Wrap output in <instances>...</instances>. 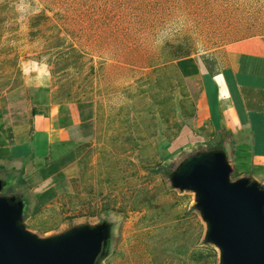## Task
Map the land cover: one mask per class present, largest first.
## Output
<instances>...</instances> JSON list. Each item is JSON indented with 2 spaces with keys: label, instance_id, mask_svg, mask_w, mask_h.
<instances>
[{
  "label": "rangeland",
  "instance_id": "1",
  "mask_svg": "<svg viewBox=\"0 0 264 264\" xmlns=\"http://www.w3.org/2000/svg\"><path fill=\"white\" fill-rule=\"evenodd\" d=\"M248 38L264 42V0H0V100L27 112L41 85L53 103L91 112L72 172L25 227L42 236L106 219L99 264H216L192 194L165 173L173 156L215 144L189 145L203 122L174 62L221 65ZM12 177L1 193L29 197Z\"/></svg>",
  "mask_w": 264,
  "mask_h": 264
},
{
  "label": "crops",
  "instance_id": "2",
  "mask_svg": "<svg viewBox=\"0 0 264 264\" xmlns=\"http://www.w3.org/2000/svg\"><path fill=\"white\" fill-rule=\"evenodd\" d=\"M174 65L191 83L196 121L203 122L196 132L190 128L188 134L198 141L190 140L189 145L213 138L221 147L223 141L232 173L264 184V42L248 38L235 44L221 65L198 55L179 57ZM28 91L27 112H21V103L7 105L0 100V171L23 179L22 186L37 198L53 190L44 205L57 195L64 175L72 172L75 146L84 134L80 129L90 118H79L78 112L85 111L76 103L74 112L70 106L53 103L41 85Z\"/></svg>",
  "mask_w": 264,
  "mask_h": 264
},
{
  "label": "water",
  "instance_id": "3",
  "mask_svg": "<svg viewBox=\"0 0 264 264\" xmlns=\"http://www.w3.org/2000/svg\"><path fill=\"white\" fill-rule=\"evenodd\" d=\"M221 145L173 156L169 186L192 194V208L204 227L201 241L216 249V264H264V184L249 175L231 178L233 168ZM1 187L0 177V264H99L108 254L110 221L76 223L39 236L23 222L33 196H5Z\"/></svg>",
  "mask_w": 264,
  "mask_h": 264
},
{
  "label": "trees",
  "instance_id": "4",
  "mask_svg": "<svg viewBox=\"0 0 264 264\" xmlns=\"http://www.w3.org/2000/svg\"><path fill=\"white\" fill-rule=\"evenodd\" d=\"M78 104V103H77ZM78 106H79V104H78ZM81 106V105H80ZM78 115H79V118L80 119H89L90 118V116H91V112L89 111V109L88 110H86L85 111V114H84V112L82 113L81 111H79L78 112ZM215 145V144H214ZM213 145V147L212 146H209L207 149L208 150H212V151H214V150H220L221 149V147L220 146H214ZM165 146V145H164ZM171 151V150H170ZM168 155H172L173 153L171 152V153H167ZM55 167H56V165L55 166H53V169H49L48 170V172H52V171H54V169H55ZM166 175H168V170H166ZM43 176V175H42ZM17 182L19 183V184H21V185H23L24 184V181H23V179H21V178H19L18 180H17ZM6 184H5V182H2V187L1 188H3V186H5ZM3 189H1V191H2ZM54 195V191L53 190H50V191H48V192H44V193H42V194H40V196L37 198V195H33V198L35 199V204H34V206H33V209L30 211V215H32L35 211H36V208H37V206H39V205H41V204H43V203H45V201L47 200V199H50L52 196ZM20 196H18V197H16V198H19ZM25 216H27V215H25ZM24 216V217H25Z\"/></svg>",
  "mask_w": 264,
  "mask_h": 264
},
{
  "label": "flooded vegetation",
  "instance_id": "5",
  "mask_svg": "<svg viewBox=\"0 0 264 264\" xmlns=\"http://www.w3.org/2000/svg\"><path fill=\"white\" fill-rule=\"evenodd\" d=\"M12 180H13L12 176L11 177L7 176V180H5V181L2 180V182H5L6 185L9 183H11V185H13ZM16 197H18V196H16Z\"/></svg>",
  "mask_w": 264,
  "mask_h": 264
}]
</instances>
